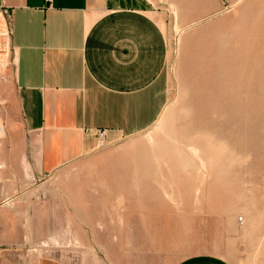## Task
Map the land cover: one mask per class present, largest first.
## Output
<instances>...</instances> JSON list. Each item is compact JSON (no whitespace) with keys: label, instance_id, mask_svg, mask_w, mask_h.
<instances>
[{"label":"rangeland","instance_id":"rangeland-1","mask_svg":"<svg viewBox=\"0 0 264 264\" xmlns=\"http://www.w3.org/2000/svg\"><path fill=\"white\" fill-rule=\"evenodd\" d=\"M221 6L171 36L153 125L20 181L0 208L15 248L66 264H264V0Z\"/></svg>","mask_w":264,"mask_h":264},{"label":"crops","instance_id":"crops-1","mask_svg":"<svg viewBox=\"0 0 264 264\" xmlns=\"http://www.w3.org/2000/svg\"><path fill=\"white\" fill-rule=\"evenodd\" d=\"M236 1L0 0V208L16 204L23 179L60 174L102 147L100 130L106 145L153 125L171 36ZM2 222L0 264H66L15 248ZM178 264L230 263L199 255Z\"/></svg>","mask_w":264,"mask_h":264},{"label":"built area","instance_id":"built-area-1","mask_svg":"<svg viewBox=\"0 0 264 264\" xmlns=\"http://www.w3.org/2000/svg\"><path fill=\"white\" fill-rule=\"evenodd\" d=\"M10 23H12L11 19H10ZM99 134L101 136V143L100 144H101V146H104L105 143H104V140H103V135L105 134V130H100Z\"/></svg>","mask_w":264,"mask_h":264}]
</instances>
